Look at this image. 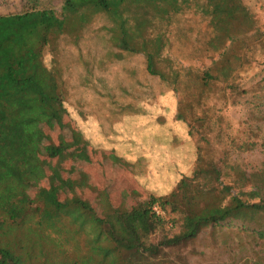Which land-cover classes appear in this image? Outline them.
<instances>
[{
	"label": "trees",
	"instance_id": "16d2710c",
	"mask_svg": "<svg viewBox=\"0 0 264 264\" xmlns=\"http://www.w3.org/2000/svg\"><path fill=\"white\" fill-rule=\"evenodd\" d=\"M191 9L207 18L211 32L192 51L210 59L201 70L176 66L165 53L174 19ZM98 14L108 18L119 49L142 53L147 71L174 91L182 92L181 84L193 86L191 95L198 103L218 83L243 95L234 80L255 61L254 53L264 50V30L243 0H63L59 11L31 8L0 15V264H161L164 247L215 227L237 226L264 243V165L254 171L224 162L218 167L204 160L200 145L191 174H182L168 194H151L127 210L107 214L78 194L82 186L99 183L105 185V192L95 195L99 202L106 206L113 201L110 182L121 159L95 151L84 138L82 143L75 126L70 142L46 141L44 129L62 126L69 113L60 72L45 64L44 52L53 50L62 35L77 41ZM184 98L183 92L179 104ZM259 99L264 101V93L252 95L251 105L261 106ZM191 109L190 104L179 106L176 118L188 125L200 120L187 113ZM237 147L249 150L253 142ZM49 170L52 183L42 190L46 203L35 205L28 188ZM155 204L163 215L155 214ZM166 226L176 231L165 233ZM46 228L82 241L76 244L78 252L57 245Z\"/></svg>",
	"mask_w": 264,
	"mask_h": 264
},
{
	"label": "rangeland",
	"instance_id": "374dc122",
	"mask_svg": "<svg viewBox=\"0 0 264 264\" xmlns=\"http://www.w3.org/2000/svg\"><path fill=\"white\" fill-rule=\"evenodd\" d=\"M253 12L257 25L264 30L263 0H243ZM63 0H0V15L20 13L31 8H49L59 11ZM110 22L104 14H98L85 26L77 41L69 35L58 38L55 48H47L44 62L48 67L59 70L64 90V105L68 116L64 115L62 126L54 124L52 129H44L46 141L57 143L71 141L70 128L74 126L89 146L99 152L97 144H103L108 130L115 122H123L125 116H151L177 114L178 107L192 106L188 114L199 117L187 125L189 157L188 170L191 174L194 159L193 150L200 151L204 160L224 165H239L247 171H254L264 165V101L261 106L251 105L252 95L264 93V50L254 53L255 61L238 72L234 82L243 95L218 83L207 92V98L194 100L193 86L180 85L182 92L174 91L159 77L146 69L142 53H130L116 46L109 33ZM178 28L183 31L177 32ZM211 35L207 18L194 9L174 19L170 27L171 46L166 54L174 59L176 66L192 69L206 67L210 59L192 51ZM186 98L179 104L181 93ZM233 101H236L235 103ZM70 126V127H69ZM75 129V128H73ZM189 129L191 132H189ZM84 138V139H83ZM181 139V138H179ZM245 141L253 142L252 149L238 148ZM194 147V148H193ZM197 155V152H196ZM55 160L50 161L56 166ZM67 162V161H65ZM64 164L62 163V166ZM228 171V167H226ZM74 171V167L72 168ZM67 171H63V176ZM140 175V174H139ZM50 170L28 188V195L35 205H44L46 198L42 190H48L52 183ZM233 177L224 178L229 182ZM97 201L99 199L96 197ZM165 227V233L172 234L175 228ZM56 244L69 253L78 252L74 237L66 232L50 231ZM249 230L235 226L228 230L213 228L205 230L198 238L184 243L164 247L161 264H264V243L256 239ZM160 240V234L155 235ZM83 243V242H82Z\"/></svg>",
	"mask_w": 264,
	"mask_h": 264
},
{
	"label": "crops",
	"instance_id": "0c3cea01",
	"mask_svg": "<svg viewBox=\"0 0 264 264\" xmlns=\"http://www.w3.org/2000/svg\"><path fill=\"white\" fill-rule=\"evenodd\" d=\"M175 112L171 115L125 116L123 122H115L103 140L105 143H95L101 151L121 159L118 162L120 173H116L113 181L109 179L112 184L110 194L115 199L109 200L106 206L97 201L95 195L105 192V185L99 183L82 186L78 194L99 213L106 214L108 210H127L151 194H168L187 172L189 164L187 125L176 118ZM193 156H196L195 149ZM106 162L111 165L114 161L109 158Z\"/></svg>",
	"mask_w": 264,
	"mask_h": 264
},
{
	"label": "built area",
	"instance_id": "2783aa9c",
	"mask_svg": "<svg viewBox=\"0 0 264 264\" xmlns=\"http://www.w3.org/2000/svg\"><path fill=\"white\" fill-rule=\"evenodd\" d=\"M152 209L155 212V214H157V215H163L164 214V210L158 204H155L152 207Z\"/></svg>",
	"mask_w": 264,
	"mask_h": 264
}]
</instances>
